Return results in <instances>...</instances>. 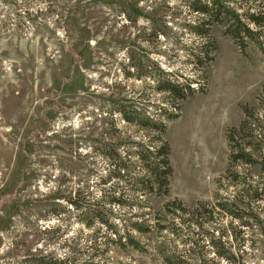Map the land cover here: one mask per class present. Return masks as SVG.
<instances>
[{
  "label": "rangeland",
  "instance_id": "rangeland-1",
  "mask_svg": "<svg viewBox=\"0 0 264 264\" xmlns=\"http://www.w3.org/2000/svg\"><path fill=\"white\" fill-rule=\"evenodd\" d=\"M197 20L186 0H0V264H264V54L215 25L214 59L196 66ZM145 72L207 79L166 123L168 196L139 202V184L108 175L141 174L133 152L154 137L118 107L171 106L129 77ZM244 107L252 164L230 160L226 138ZM174 199L190 212L164 209ZM92 209L102 222L87 227ZM135 222L151 225L132 232L139 251L123 247Z\"/></svg>",
  "mask_w": 264,
  "mask_h": 264
},
{
  "label": "trees",
  "instance_id": "trees-1",
  "mask_svg": "<svg viewBox=\"0 0 264 264\" xmlns=\"http://www.w3.org/2000/svg\"><path fill=\"white\" fill-rule=\"evenodd\" d=\"M186 2L188 10L198 17L197 23L191 27L192 32L199 39L203 40L197 53H192L191 55L196 66H208L214 59L213 52L217 49V45L210 35V30L215 25L223 26L224 34L233 40L242 54L247 48L248 43L254 44L264 54V0H186ZM207 48H209V51H206ZM129 77L140 81L149 79L153 82V89L156 93H164L171 100V109L157 107L151 113L150 111L134 109L131 106L126 107L125 105H120L116 110L120 119L125 123L154 134L149 146L136 144L137 151L133 152L135 157L143 164L141 174L131 176L132 174L128 167L123 164L119 167H114L112 173L108 175L109 178H117L118 181H122L123 183L133 182L139 184V192L135 194H137L136 198L139 202H142L146 196H168L172 168L169 160L170 147L163 138L167 131L166 123L178 118L180 111L179 102L192 98L196 94L205 93L207 77L203 73L201 80L186 79L184 77L162 80L160 75L151 72L136 73L133 76L129 75ZM201 81L202 83H200ZM242 112L244 116L242 122L238 127L228 130L226 135L230 150L229 156L233 162L244 161L246 164H252L255 161L251 153L246 152L239 145V140L243 137L242 134L244 132L251 130V124L258 121V119H254L253 110L250 107L242 108ZM106 159L111 163L113 157L107 155ZM123 197L124 195L120 198ZM120 198H113L112 200L119 202ZM70 203L76 206L72 201ZM230 204L232 205V203ZM172 205L177 206V209L181 213L190 212L177 199L167 202L164 205V209L168 210ZM199 206L202 208L206 207L204 204ZM213 207L227 212L225 205L221 203L218 196L215 198ZM85 214L90 217V222L86 225L87 227H90L95 220L102 222L97 217L101 213L96 210L92 209ZM150 226L145 223H133L131 227L132 231L124 233L125 242L123 243V247L141 250L140 243L133 237L132 232L143 234L149 232ZM158 228L164 230L163 227ZM165 262H169V259L167 258ZM83 264L99 263L86 262Z\"/></svg>",
  "mask_w": 264,
  "mask_h": 264
}]
</instances>
